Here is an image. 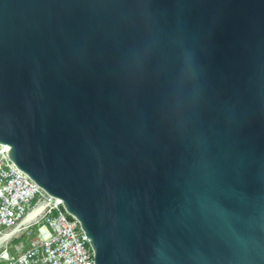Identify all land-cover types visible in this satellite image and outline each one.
I'll return each instance as SVG.
<instances>
[{"label": "water", "instance_id": "1", "mask_svg": "<svg viewBox=\"0 0 264 264\" xmlns=\"http://www.w3.org/2000/svg\"><path fill=\"white\" fill-rule=\"evenodd\" d=\"M0 145L94 264H264V0H0Z\"/></svg>", "mask_w": 264, "mask_h": 264}, {"label": "built area", "instance_id": "2", "mask_svg": "<svg viewBox=\"0 0 264 264\" xmlns=\"http://www.w3.org/2000/svg\"><path fill=\"white\" fill-rule=\"evenodd\" d=\"M6 233L12 235L0 245L2 264H94L78 221L66 213L60 199L46 194L10 163L0 145V237ZM24 235L31 236L26 246Z\"/></svg>", "mask_w": 264, "mask_h": 264}, {"label": "bare ground", "instance_id": "3", "mask_svg": "<svg viewBox=\"0 0 264 264\" xmlns=\"http://www.w3.org/2000/svg\"><path fill=\"white\" fill-rule=\"evenodd\" d=\"M36 214H33L32 216H29L28 219H26L23 224H26L31 218H33ZM18 228L15 229V231H17ZM11 233H7V235L3 236L2 238H0V244L6 240H8L11 237Z\"/></svg>", "mask_w": 264, "mask_h": 264}, {"label": "rangeland", "instance_id": "4", "mask_svg": "<svg viewBox=\"0 0 264 264\" xmlns=\"http://www.w3.org/2000/svg\"><path fill=\"white\" fill-rule=\"evenodd\" d=\"M32 232H33V231H32ZM5 235H7V233H6ZM5 235H3V236H5ZM3 236H2V237H3ZM2 237H0V238H2ZM23 238H24V239H23L22 243H23L24 246H26V244L29 242L31 236H30V237H27L26 235H24ZM5 242H7V240L4 241V242H2L1 244L5 243ZM1 244H0V245H1ZM3 250H4V246H0V254L3 252ZM0 264H2V263H0Z\"/></svg>", "mask_w": 264, "mask_h": 264}, {"label": "trees", "instance_id": "5", "mask_svg": "<svg viewBox=\"0 0 264 264\" xmlns=\"http://www.w3.org/2000/svg\"><path fill=\"white\" fill-rule=\"evenodd\" d=\"M33 229V232L35 231V228H32ZM24 239V238H23Z\"/></svg>", "mask_w": 264, "mask_h": 264}]
</instances>
